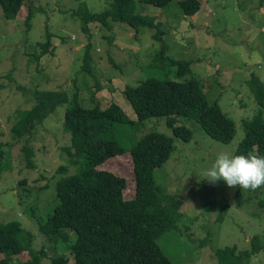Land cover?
I'll use <instances>...</instances> for the list:
<instances>
[{
  "label": "rangeland",
  "instance_id": "374dc122",
  "mask_svg": "<svg viewBox=\"0 0 264 264\" xmlns=\"http://www.w3.org/2000/svg\"><path fill=\"white\" fill-rule=\"evenodd\" d=\"M134 1L137 13L161 24V41L168 47L162 60H155L161 43L153 39L154 29L114 22L111 30L91 23L89 34L84 31L75 12L86 5L90 13L100 14L110 0H25L18 15L0 7V223H21L32 237L31 250L43 253L39 264L57 257L74 264L69 251L76 240L73 231L65 233L69 238L48 243L39 230L58 204L57 182L64 176L58 170L65 167L73 175L85 161L72 162L64 150L71 146L64 120L74 96L84 108L117 105L137 122L123 93L149 79L199 82L208 103L217 104L232 121V140L226 145L213 140L191 117H176L177 125L191 130L190 142L174 137L165 117L137 126L114 122L106 138L116 140L124 155L98 169L123 177L125 198L131 199L136 186L131 150L145 135L161 133L173 140V152L155 169L154 178L182 204L183 213L176 229L156 241L167 259L172 264H220L218 252H249L254 236L264 246V187L231 189L223 181L212 185L204 179L219 153H235L247 122L257 115L264 121V108L250 85L258 79L264 86V0H200L195 16L184 15L179 0L164 7ZM28 6L32 17L26 25ZM46 42L51 45L45 49ZM89 44L91 73L84 69ZM170 62L192 63L191 73L178 78L177 65ZM42 93H65L68 103L58 105L31 136H17L13 126ZM25 147L31 148L32 167L25 161ZM13 259L12 264H19ZM246 264H264V251Z\"/></svg>",
  "mask_w": 264,
  "mask_h": 264
},
{
  "label": "trees",
  "instance_id": "16d2710c",
  "mask_svg": "<svg viewBox=\"0 0 264 264\" xmlns=\"http://www.w3.org/2000/svg\"><path fill=\"white\" fill-rule=\"evenodd\" d=\"M171 1L139 0L155 7H164ZM24 2L0 0V7L4 12L18 15ZM178 6L186 16H195L201 10L200 0H179ZM75 13L81 18L84 31L88 34L91 23L109 30L114 22L128 24L137 30L154 29L153 39L161 43L155 60H162L166 54L168 47L161 41V24L137 13L134 0H110L108 8L100 14L90 13L86 5ZM31 17L28 6L26 25ZM50 45V42L42 44L45 49ZM90 48L91 44L86 48L84 59V69L89 73ZM170 65H177L178 78L191 73L190 62H170ZM250 85L264 108V86L258 79L252 80ZM123 94L132 105L137 122L130 120L117 105L105 109L100 106L84 108L78 104V95L74 96L73 105L65 114L64 130L71 135V146L64 150L73 158L72 162L80 157L85 161L73 175H68L65 167L58 170L64 175L57 182L58 204L46 221L39 225V230L48 243L66 239L69 235L67 231H73L76 240L69 251L74 264H172L156 241L163 233L176 229V223L183 218L180 211L182 204L156 183L154 171L168 161L173 152V140L161 133L151 132L132 148L136 186L132 198L126 199V180L113 172L98 169L102 163L124 155V149L116 140L106 138L112 123L137 126L154 117H165L174 137L190 142L191 130L177 125L176 117H191L209 137L221 144H229L234 135L232 121L221 113L217 104L208 103L200 83L194 79H149L136 88H127ZM68 98L65 93L37 94L34 106L21 115L13 131L19 137L31 136L58 105L68 103ZM29 150V147L24 149L25 161L28 167H32ZM240 154L264 156L262 115L245 124V135L234 153ZM76 164L79 165V162ZM31 240L30 233L20 222L0 223V264H12L13 258L18 259L19 264H39L43 253L31 250ZM250 245V251L239 256L235 255V249L218 252L220 264H246L249 257L264 251L258 236L250 240ZM51 264H70V259L57 257Z\"/></svg>",
  "mask_w": 264,
  "mask_h": 264
},
{
  "label": "clouds",
  "instance_id": "9594fccd",
  "mask_svg": "<svg viewBox=\"0 0 264 264\" xmlns=\"http://www.w3.org/2000/svg\"><path fill=\"white\" fill-rule=\"evenodd\" d=\"M204 179L212 185L223 181L231 189L256 191L264 187V156L221 152L205 171Z\"/></svg>",
  "mask_w": 264,
  "mask_h": 264
},
{
  "label": "crops",
  "instance_id": "0c3cea01",
  "mask_svg": "<svg viewBox=\"0 0 264 264\" xmlns=\"http://www.w3.org/2000/svg\"><path fill=\"white\" fill-rule=\"evenodd\" d=\"M16 259V258H15ZM14 260V259H13Z\"/></svg>",
  "mask_w": 264,
  "mask_h": 264
}]
</instances>
